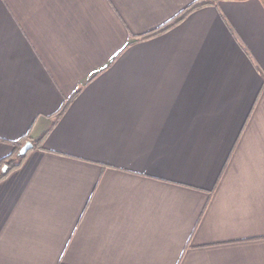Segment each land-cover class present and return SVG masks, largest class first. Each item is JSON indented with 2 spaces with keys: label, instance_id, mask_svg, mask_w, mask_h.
Listing matches in <instances>:
<instances>
[{
  "label": "crops",
  "instance_id": "1",
  "mask_svg": "<svg viewBox=\"0 0 264 264\" xmlns=\"http://www.w3.org/2000/svg\"><path fill=\"white\" fill-rule=\"evenodd\" d=\"M0 0V264H264V0Z\"/></svg>",
  "mask_w": 264,
  "mask_h": 264
},
{
  "label": "trees",
  "instance_id": "2",
  "mask_svg": "<svg viewBox=\"0 0 264 264\" xmlns=\"http://www.w3.org/2000/svg\"><path fill=\"white\" fill-rule=\"evenodd\" d=\"M206 0H195L189 5H187L185 8H183L178 14H176L174 17H172L170 20L159 26L158 28L151 30L145 34H142L139 36L140 39H147L152 36H155L157 34H160L162 32H165L169 28L173 27L177 23H179L187 14L190 12L208 4ZM45 134L40 135L37 138H29L26 136L21 137L19 140H16L13 142V149L12 151L5 157L0 159V179L7 176L14 168H16L24 159L25 154L21 155L19 154V149L21 146L26 142H31L33 147L40 146V143L43 139Z\"/></svg>",
  "mask_w": 264,
  "mask_h": 264
},
{
  "label": "water",
  "instance_id": "3",
  "mask_svg": "<svg viewBox=\"0 0 264 264\" xmlns=\"http://www.w3.org/2000/svg\"><path fill=\"white\" fill-rule=\"evenodd\" d=\"M32 148V144L29 141H26L21 148L19 149V154L24 155L29 149Z\"/></svg>",
  "mask_w": 264,
  "mask_h": 264
}]
</instances>
